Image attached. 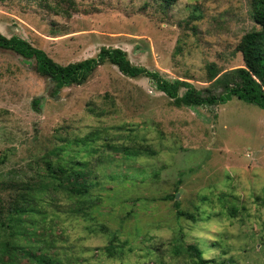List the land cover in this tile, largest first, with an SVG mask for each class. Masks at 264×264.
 <instances>
[{
    "label": "rangeland",
    "instance_id": "374dc122",
    "mask_svg": "<svg viewBox=\"0 0 264 264\" xmlns=\"http://www.w3.org/2000/svg\"><path fill=\"white\" fill-rule=\"evenodd\" d=\"M252 2L177 0L162 10L158 0H0V33L62 65L118 47L134 65L204 89L209 65L222 72L242 65L235 47L258 27ZM34 66L0 49V182L35 177L60 145L71 157V140L95 128L127 145L138 144L126 138L136 133L153 149L127 161L100 146L103 163L88 177L91 202L80 211L52 192L55 204L42 203L54 240L43 250L53 264H194L175 248L191 243L208 264H264L261 109L235 97L176 107L147 77L110 63L54 94ZM83 154L94 169L95 155ZM167 194L174 198L162 199ZM179 209L193 218L177 217ZM111 233L120 252L106 249Z\"/></svg>",
    "mask_w": 264,
    "mask_h": 264
},
{
    "label": "trees",
    "instance_id": "16d2710c",
    "mask_svg": "<svg viewBox=\"0 0 264 264\" xmlns=\"http://www.w3.org/2000/svg\"><path fill=\"white\" fill-rule=\"evenodd\" d=\"M158 1L160 8L166 10L177 0ZM252 18L258 27L246 32L235 47L240 53L242 65L223 72L214 65H209L207 79L210 85L204 89H197L185 80L167 79L156 70L134 65L126 52L118 47H102L94 57L65 65L55 62L42 49L18 36L5 37L0 33V49L11 50L25 59L33 60L35 71L52 82L54 94L61 88L83 84L97 66L110 63L125 76L147 77L176 107L224 104L235 97L257 106L264 113V0H253ZM217 87L221 90L215 92ZM181 88L183 91L180 93ZM111 107L114 108L113 104ZM103 132L104 130L95 128L80 139H72L70 145L77 148L71 149L74 150L71 157H67V153L63 151L66 146L56 147L54 158H42V166L35 177L21 180L18 184L11 183L10 179L8 182H0V264H21V257H26L28 264L54 263L48 255H44L43 249L54 240L51 238V229L45 224L41 205L44 202L55 204L50 195L52 192L66 195L78 210L91 202L89 190L94 182L88 177L103 163V154L99 153L100 146L102 151L106 150L108 154L117 152L127 161L150 154L153 150L148 143H144L146 139L138 137L136 133H129L126 138L138 144L127 145L123 142H107L108 137ZM81 151H84L83 158L95 155L94 169L87 168L89 161L79 159ZM3 162L1 157L0 164ZM5 183L13 186L8 187ZM170 197L174 198V195L167 194L162 199ZM176 213L177 217L193 218V215L180 209ZM36 216L41 217V220ZM119 242L117 235L111 233L106 249L120 252L122 245H117ZM175 248L193 259L194 264L212 262L202 256V250L196 244L178 245Z\"/></svg>",
    "mask_w": 264,
    "mask_h": 264
}]
</instances>
